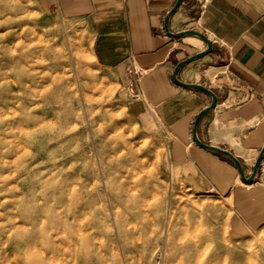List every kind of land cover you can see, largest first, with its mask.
Returning <instances> with one entry per match:
<instances>
[{
  "label": "rangeland",
  "instance_id": "obj_1",
  "mask_svg": "<svg viewBox=\"0 0 264 264\" xmlns=\"http://www.w3.org/2000/svg\"><path fill=\"white\" fill-rule=\"evenodd\" d=\"M90 46L84 20L0 0V264H264V230L169 170Z\"/></svg>",
  "mask_w": 264,
  "mask_h": 264
},
{
  "label": "crops",
  "instance_id": "obj_2",
  "mask_svg": "<svg viewBox=\"0 0 264 264\" xmlns=\"http://www.w3.org/2000/svg\"><path fill=\"white\" fill-rule=\"evenodd\" d=\"M174 0H39L45 12L86 22L95 64L113 78L117 99L144 128L167 140L166 164L184 185L228 204L246 230H264V155L251 182L223 155L191 138L196 113L210 101L174 83L175 63L205 47L193 35L172 37L163 17ZM192 28L211 49L183 64L177 78L211 89L216 101L197 125L205 143L229 150L248 175L264 142V0H181L169 31ZM191 38V39H190Z\"/></svg>",
  "mask_w": 264,
  "mask_h": 264
},
{
  "label": "water",
  "instance_id": "obj_3",
  "mask_svg": "<svg viewBox=\"0 0 264 264\" xmlns=\"http://www.w3.org/2000/svg\"><path fill=\"white\" fill-rule=\"evenodd\" d=\"M180 2H181V0H174L172 6L165 13V15L163 17V23H162L164 32L167 35L172 36V37H179V36H183V35L196 36L205 42V47L203 49L193 53V54L186 56L185 58L178 60L175 63V65L171 71L170 77L174 83H176L180 86H183L186 88L201 90L210 96L209 103L206 106L202 107L196 113V115L193 119L192 128H191V138L196 145H198V146H200V147H202L208 151L215 152V153L221 154L224 157H226L236 168L241 181H243L245 183L251 182V180L253 179L254 175L256 174V172L258 170L259 162L264 155V142L261 145V147L259 148V150H258V152L254 158V161H253V164L251 166V170H250L249 174L244 175L240 161L229 150L222 148V147H219V146H216V145L205 143V142L201 141L199 139V137L197 136L198 122H199L200 118L206 112H208L209 110H211L213 108L215 101H216V95L211 89H209L208 87H206L200 83L185 82V81L179 80L177 78V72L183 64H185V63H187L193 59L199 58V57L203 56L204 54L208 53L211 49V41L209 38H207L205 36V34H203L202 32H200L198 30L192 29V28H185V29L179 30V31H169V29H168V18L170 16V14L177 8V6L179 5Z\"/></svg>",
  "mask_w": 264,
  "mask_h": 264
},
{
  "label": "built area",
  "instance_id": "obj_4",
  "mask_svg": "<svg viewBox=\"0 0 264 264\" xmlns=\"http://www.w3.org/2000/svg\"><path fill=\"white\" fill-rule=\"evenodd\" d=\"M156 264H158V262H156Z\"/></svg>",
  "mask_w": 264,
  "mask_h": 264
},
{
  "label": "bare ground",
  "instance_id": "obj_5",
  "mask_svg": "<svg viewBox=\"0 0 264 264\" xmlns=\"http://www.w3.org/2000/svg\"><path fill=\"white\" fill-rule=\"evenodd\" d=\"M191 39V38H190ZM36 88V87H35ZM141 160V159H140Z\"/></svg>",
  "mask_w": 264,
  "mask_h": 264
}]
</instances>
